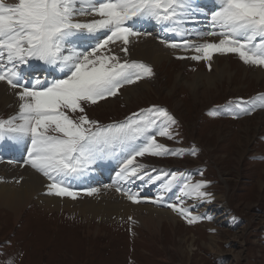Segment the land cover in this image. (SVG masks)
Instances as JSON below:
<instances>
[{
  "label": "snow or ice",
  "instance_id": "6c2138e0",
  "mask_svg": "<svg viewBox=\"0 0 264 264\" xmlns=\"http://www.w3.org/2000/svg\"><path fill=\"white\" fill-rule=\"evenodd\" d=\"M201 15L208 19L209 30L188 26L197 24ZM146 23L181 38L161 39L165 47L193 53L177 59L205 61L211 68L214 56L234 54L245 65L264 68V0H208L203 6L200 0H0V81L18 89L19 101L14 115L0 118V141L25 146L21 166L29 165L48 179L46 195L77 199L80 192L72 181L89 173L98 160L113 158L119 162L113 181L117 192L138 204L140 192L120 185L158 184L151 202L163 204L178 188L177 202L166 206L193 224L205 217L183 205L186 199L211 202L205 190L209 182H193L186 172L150 168L138 159L184 155L185 149L157 140L175 139L176 118L153 105L123 121L101 125L86 112L87 105L154 75L150 65L122 58L111 47L119 44V52L127 57L132 38L152 34L143 30ZM193 36L198 39L186 38ZM34 61L59 75L34 74ZM234 108L248 115L264 109V93L230 101L226 111L237 118ZM191 154H196L195 148ZM99 191L89 187L84 194Z\"/></svg>",
  "mask_w": 264,
  "mask_h": 264
},
{
  "label": "rangeland",
  "instance_id": "374dc122",
  "mask_svg": "<svg viewBox=\"0 0 264 264\" xmlns=\"http://www.w3.org/2000/svg\"><path fill=\"white\" fill-rule=\"evenodd\" d=\"M177 56L183 55L168 58L159 66L136 60L150 65L154 73L133 84L145 83L136 88L140 91L138 97L125 102L123 91H119L108 103H114L112 107L103 101L100 106L86 107V112L89 118L107 125L125 120L139 108L165 107L176 118V136L173 140H157L169 148L185 149L184 155H146L138 159L165 171L189 173L201 165L208 167V178L216 182L214 189H205L211 194V202L185 200L193 215L205 217L202 227L191 228L192 224L178 213L173 216L174 211L166 204L160 209L170 214L154 216L148 212L146 219H152V224L146 227L136 212L105 216L99 211H79V203L87 202L80 197H63L61 209L50 210L34 198L18 221L15 211L0 207V243L4 245L0 264H218V260L219 264H264V109L248 115L234 108L238 116L233 119V114L226 111L230 101L264 93V78L259 81L253 77L251 74L259 67L245 65L234 54L219 55L218 64H213L215 56L211 68L205 61ZM214 110L221 114L210 115ZM17 111L13 104H1L0 118ZM13 143L11 140L10 145ZM193 148L195 155L191 154ZM7 166L2 165L0 170L10 174L22 171ZM37 174L49 183L41 173ZM1 176L0 185L15 187L24 181L17 174L12 179ZM177 193L178 188L169 195L176 198ZM151 199L147 198L144 205L155 207ZM66 201L72 202L71 210H66Z\"/></svg>",
  "mask_w": 264,
  "mask_h": 264
},
{
  "label": "bare ground",
  "instance_id": "6f19581e",
  "mask_svg": "<svg viewBox=\"0 0 264 264\" xmlns=\"http://www.w3.org/2000/svg\"><path fill=\"white\" fill-rule=\"evenodd\" d=\"M15 2H17V0H12V3H15ZM203 2H208V0H200L201 6H203L202 4ZM81 19H90V17H83ZM207 25H208V19H206L203 15H201L199 16V22L197 24H194V25L190 24L188 26L199 28L201 30H209ZM143 30L150 31L154 35V37H156L157 39L152 37V35H147V36H141L138 39L136 38L135 40H132V43L129 46L130 54L127 57H124L123 53L119 52V47H120L119 44H117L116 46H113L114 52L116 54L121 55L122 58H126L129 60L145 61L153 66H159L162 61H167L168 58H172L175 55L191 56L193 54L191 52H184L181 49L167 48L165 47L164 44L160 43L161 39H169L170 41L179 42L181 38L172 36L171 34H167L169 37L166 38V34L161 31L158 25H155L153 23H146ZM156 33L157 34L162 33V34L159 37H157L155 36ZM186 38L192 39V37H186ZM194 38L195 39H192V40L198 39L197 37H194ZM205 39L213 40L216 38H205ZM198 42H201V41H198ZM216 56L217 57L214 56L216 59L213 57V59H215V63L213 64H218L219 60L221 59V58H218L219 55H216ZM255 69H256L255 74H251V75L259 79V81L263 80L264 68L259 67ZM201 75L203 76V73H201ZM143 84L145 83L140 82L136 85L125 88L122 94L125 102H130L131 100H135L138 97L139 92H140V91L137 92L136 88L142 86ZM145 88L149 89V86H146ZM14 90H15L14 93L18 91V89H12L8 86L7 83L0 81V105L10 103V104H13L14 110L18 109V104H19L17 101L18 99H16V94L12 93ZM110 101H112V99L104 102V104H106L108 107H112L114 103L109 105L108 103ZM102 104L103 103L99 104L98 106ZM8 142L9 140H5V145ZM9 146H13L14 150L17 149L15 142ZM23 149H20L17 152ZM146 161L148 160H143V162L142 161L140 162L144 163ZM2 165L4 166L5 162L0 163V167ZM11 166H13L15 170L18 168L15 165H11ZM95 169H97L99 172L94 171ZM117 171H119L118 160L113 159V158H104V159L98 160L94 164V166H92L91 171L82 177L83 179L81 182L75 181L76 179L73 180L72 184H73L74 190L80 192V195L78 196L80 197L79 199L87 201L84 203H79L82 208H77V209L79 211L80 210L99 211L100 215H105V216L107 215V213L116 214L117 212H120V211L127 212L129 214L136 212V214H138V217L142 218L141 221L143 224H146L145 225L146 227L151 226L150 224H152V219H146L147 218L146 216H148L147 215L148 212L151 211L154 214V216L159 215V214L161 215L170 214L169 211L162 210L159 207L163 204L169 203L171 199L176 200L175 197L172 198L170 195H168L165 198V202L163 204L154 203L153 206H155L156 208L152 206H146L144 204H147V198L152 197L151 200L155 199L157 193L154 190L156 189V187H158V184L148 186L146 184H143L141 181H135V183L133 184H121L120 186L124 189L130 188L132 191L140 192V196L142 198L141 203L143 204L132 203L131 201L127 199L126 196L122 195L121 192L116 191L117 185L113 184V181L115 179V174ZM1 174H3L5 177L7 176L9 179L14 178L15 174L20 176L19 178H24V181L23 182L21 181L22 183L21 186L15 185V187H12L11 185H6V184L0 185V207L10 208L11 210L15 211L14 213L16 214L17 221L19 218H22L21 216H23L24 208L27 207L29 203L33 202L34 198H36V200H38L39 203H43L44 205L46 204L45 207L48 210L61 209V206H62L61 199L63 197H57L54 195H46L48 183L45 179H43L37 173L29 169H25V170L19 171L18 173L10 174L6 170L4 171L2 169L0 170V176ZM4 176H1V177H4ZM19 178H17L16 180H18ZM105 184L112 185V187L105 188L104 187ZM89 187L99 188L100 191L99 193L94 194L93 196H88L84 194V189L89 188ZM65 207H66V210H71L72 202L66 201ZM150 218H152V216H150ZM154 222H157V221L153 220V223Z\"/></svg>",
  "mask_w": 264,
  "mask_h": 264
},
{
  "label": "trees",
  "instance_id": "16d2710c",
  "mask_svg": "<svg viewBox=\"0 0 264 264\" xmlns=\"http://www.w3.org/2000/svg\"><path fill=\"white\" fill-rule=\"evenodd\" d=\"M21 264V263H20Z\"/></svg>",
  "mask_w": 264,
  "mask_h": 264
}]
</instances>
